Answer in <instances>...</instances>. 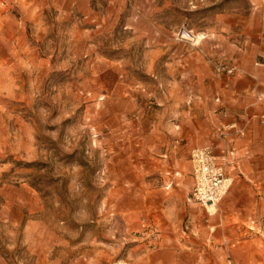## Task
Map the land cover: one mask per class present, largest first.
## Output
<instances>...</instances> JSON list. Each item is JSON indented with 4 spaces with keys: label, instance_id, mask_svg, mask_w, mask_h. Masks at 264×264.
Returning <instances> with one entry per match:
<instances>
[{
    "label": "rangeland",
    "instance_id": "rangeland-1",
    "mask_svg": "<svg viewBox=\"0 0 264 264\" xmlns=\"http://www.w3.org/2000/svg\"><path fill=\"white\" fill-rule=\"evenodd\" d=\"M253 61L264 63V0H0V220L7 248L28 253L18 264L171 263L159 219L169 248L181 237L212 248L213 263L264 264V77L257 100ZM189 88L206 137L218 139L217 113L248 119L241 137L231 130V183L211 214L187 201L189 178L162 188L164 176L142 180L128 159L146 146L155 156Z\"/></svg>",
    "mask_w": 264,
    "mask_h": 264
},
{
    "label": "crops",
    "instance_id": "crops-1",
    "mask_svg": "<svg viewBox=\"0 0 264 264\" xmlns=\"http://www.w3.org/2000/svg\"><path fill=\"white\" fill-rule=\"evenodd\" d=\"M261 44L262 42L258 43L257 41H254L253 51H261ZM253 64L255 65L253 66V87L251 88L250 93L253 96H259L260 93L263 92V89H259L257 86L259 84V80L263 79L264 77L263 75H261V66H264L262 65L264 63H259V67L256 66L258 65V63H256L255 61H253ZM234 83H236V87L243 88L247 86L249 80L247 76L239 75L236 79V82ZM190 93L192 98L191 106L188 107V101H186L185 109H181V111H179L177 114L179 115V118L170 123L169 126H167L166 128H163L164 130L160 132L161 134H158L160 136L156 137V140L158 142L156 144L157 151L155 153V156H153V154L149 152L150 150H147L150 148L141 145L142 147H144V150H141L136 155L128 157L131 162L133 172L137 175L139 174L142 177V180H145L146 175L153 174L156 171L160 175L164 176L162 177V184L164 185L162 188L166 187L169 189L170 186L173 184L177 187H181V185L184 183L185 178H189L192 185L189 167V151L193 147L201 146L199 144L206 143L207 141L210 142L215 147V150L218 152L219 148L224 143L223 141H218L217 138L214 139L213 135H211V137H206L205 134L207 129L204 125H202V121L201 126L197 125L198 120L194 119L193 105L196 102L195 99L199 97L198 94L194 92V90L192 91V88H189L188 94ZM197 115H201V112H197ZM204 116L206 115L204 114ZM215 116L216 118L214 122L210 121L211 124L215 126V134H217V130L220 126L229 125L232 122H236L237 125H240L239 121H235L234 119H229L227 122L223 121L221 119L220 114L218 113L215 114ZM207 120L209 119L207 118L205 121ZM208 133L210 134V131ZM231 135V132H229V135L226 136L225 139L227 137H230ZM232 140V137L227 139V141L230 143L232 142ZM158 223L161 226V232H163V234H161L160 239V254L162 256H169L172 258L171 263H169L166 259H163L161 260L160 264H184L181 261L182 256H187L192 259V262L187 264H217L215 262H211L209 258L210 252L213 251L212 248H199L196 246H191V243L185 245V241H182L183 238L181 237L178 239L177 237L175 238V241L179 242V244L181 245L180 247L174 248L173 246L172 248H169L166 244L170 242V239L168 238V236H166V233L167 231H169V229H171L170 224L166 223L163 219H159ZM178 225L179 223H177L175 227L177 228ZM191 240H193V238H191Z\"/></svg>",
    "mask_w": 264,
    "mask_h": 264
},
{
    "label": "built area",
    "instance_id": "built-area-1",
    "mask_svg": "<svg viewBox=\"0 0 264 264\" xmlns=\"http://www.w3.org/2000/svg\"><path fill=\"white\" fill-rule=\"evenodd\" d=\"M186 35L191 36L189 33H186ZM215 72H224L226 75H229L232 73V68L217 65ZM259 99L260 96H257V100ZM258 120L264 123V114L260 115ZM247 122L248 119L245 125ZM244 127H238L236 122L220 126L217 130V137L218 139L221 138V141L224 143L218 152L212 144L196 146L189 151L192 186L187 201L202 207L207 214H211V211L224 196L231 183V179L226 173V168L229 164L232 151L225 137L229 135L231 130H233L236 136L241 137L244 133Z\"/></svg>",
    "mask_w": 264,
    "mask_h": 264
},
{
    "label": "trees",
    "instance_id": "trees-1",
    "mask_svg": "<svg viewBox=\"0 0 264 264\" xmlns=\"http://www.w3.org/2000/svg\"><path fill=\"white\" fill-rule=\"evenodd\" d=\"M4 206V198L0 195V209ZM4 224L0 220V255L8 264H18L21 260H23V255L28 253L24 248H22L19 243L13 250H9L7 248L6 242L4 240V233L2 231Z\"/></svg>",
    "mask_w": 264,
    "mask_h": 264
}]
</instances>
